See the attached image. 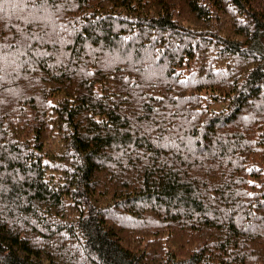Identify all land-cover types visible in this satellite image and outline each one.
<instances>
[{"label": "trees", "instance_id": "obj_1", "mask_svg": "<svg viewBox=\"0 0 264 264\" xmlns=\"http://www.w3.org/2000/svg\"><path fill=\"white\" fill-rule=\"evenodd\" d=\"M264 0H7L0 264H264Z\"/></svg>", "mask_w": 264, "mask_h": 264}, {"label": "snow or ice", "instance_id": "obj_2", "mask_svg": "<svg viewBox=\"0 0 264 264\" xmlns=\"http://www.w3.org/2000/svg\"><path fill=\"white\" fill-rule=\"evenodd\" d=\"M6 2H7V0H0V12L3 11V5H4V3H6Z\"/></svg>", "mask_w": 264, "mask_h": 264}, {"label": "rangeland", "instance_id": "obj_3", "mask_svg": "<svg viewBox=\"0 0 264 264\" xmlns=\"http://www.w3.org/2000/svg\"><path fill=\"white\" fill-rule=\"evenodd\" d=\"M264 41V40H263ZM264 49V48H263Z\"/></svg>", "mask_w": 264, "mask_h": 264}]
</instances>
